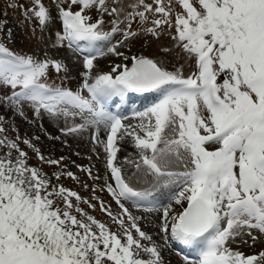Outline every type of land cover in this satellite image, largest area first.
Returning a JSON list of instances; mask_svg holds the SVG:
<instances>
[{"label":"snow or ice","instance_id":"1","mask_svg":"<svg viewBox=\"0 0 264 264\" xmlns=\"http://www.w3.org/2000/svg\"><path fill=\"white\" fill-rule=\"evenodd\" d=\"M8 9L48 40L43 53L13 50L0 18V264H171L165 253L177 247L193 253L182 264H264V0H8ZM141 36L169 37L165 55L133 52ZM49 47L69 50L75 75ZM108 57L118 62L101 67ZM17 117H47L60 135L41 129L66 146L88 133L103 173L71 161L93 183L82 181L38 135L21 137ZM125 141L134 152L120 157Z\"/></svg>","mask_w":264,"mask_h":264},{"label":"rangeland","instance_id":"2","mask_svg":"<svg viewBox=\"0 0 264 264\" xmlns=\"http://www.w3.org/2000/svg\"><path fill=\"white\" fill-rule=\"evenodd\" d=\"M8 0H0V18H6L9 21L8 26L12 28V40L11 42L7 43V46L13 50L16 51H34L37 47H39L41 53H43L45 49V43H47L48 40V34L44 33V39L38 40L37 37L41 36L39 28L36 29V36L34 37L32 35V31L29 28L27 22H22L23 18L20 16L19 11L17 10L15 14L11 9H8L7 17H4V10L5 5L7 4ZM44 2L47 4L50 2V0H44ZM53 14H55V11L53 9ZM33 24H35V21H33ZM135 27V25H133ZM3 34H0V39H2ZM133 52L137 53H143L144 55L148 56H163L165 53L161 50L162 46H169L170 45V38L167 36H162L159 40H156L155 38H152L150 36H141L138 37L133 42ZM49 53L53 56H56L57 58L63 57L68 61L69 67L72 69V74L75 75L76 73V66L71 62L69 59L71 56V53L68 49L62 48L57 52L56 49H53L49 47L47 49ZM121 51H124V49H121ZM175 52L169 54V59L173 58L175 56ZM117 61L118 58L116 57H108V58H98V62L100 63L101 67H105L108 62ZM50 76L52 78L56 77L55 70H52L50 73ZM57 83H59V80H56ZM69 86L75 87L76 86V80H70L66 81ZM139 102H145V101H139ZM117 104V103H116ZM115 107V104H113V108ZM29 120H31V114H29ZM29 120H24L23 118L17 117L15 120L16 126L19 129V134L21 137H23L25 134L29 136L38 135L40 137L39 141H34L37 143L39 147H41L42 151L45 152V154H51L55 157L64 156L65 163L68 164L69 168L75 172L78 176H80L82 181L87 182L89 185L93 183L92 180L88 179L87 173L81 172L79 169L75 167L71 163V161H75V164L83 165L85 167L90 166L91 164H95L96 168H98L103 173V165L97 161L95 154L92 151L93 145L88 139V133H85L80 138H72L68 137V145H63L59 140H49L48 137L45 135L44 130L41 129L40 124H43V129L47 130L48 133H51L52 135H60L58 131V127L56 124L52 123L47 117L43 119V121H38L35 124H32L29 122ZM64 121L61 119L60 124L63 125ZM10 135H15V133H10ZM128 146V147H127ZM21 147H25L24 145H21ZM125 151H121L118 155L120 157H124L125 155H128L129 153L134 152V148L131 144L127 143V141L124 142ZM27 150V149H26ZM29 153V156L32 157V159L29 160L30 164H36L37 161L34 157V154L31 152V150H27ZM76 153H79V155H76ZM89 157H91V160H89ZM46 171H51V169L48 166H45ZM129 173L132 171L131 169H128ZM146 180V183H141L139 185H136L137 187H147L148 184L151 183L152 178L147 177L143 178ZM61 182L66 185L69 188H72L80 193L81 196L85 197H91V189L84 190L81 185L76 184L74 181H72L70 178H62ZM97 183H102V181H97ZM133 183H135V177H133ZM96 195L99 196L104 201L111 204L113 210L117 208L114 201H112L111 197L106 191H96ZM96 203L95 201H93ZM82 207H86V205H82ZM89 211H92L91 209H88ZM93 214L101 220H107L108 218L106 215L99 211V208H97ZM143 215H146L150 218L155 217L156 213H142ZM141 224L143 226L144 222L141 221ZM151 231V229H148ZM235 247V245L233 246ZM261 247L260 244H257L255 246V250H259ZM181 247H177L174 250H167L165 253V259L167 261H171V264H182V256L183 255H193L192 252L189 250H183L179 251L178 249ZM241 251H244L246 253H250L253 251L252 248H249L247 246L241 245L240 246ZM179 253V254H178Z\"/></svg>","mask_w":264,"mask_h":264},{"label":"bare ground","instance_id":"3","mask_svg":"<svg viewBox=\"0 0 264 264\" xmlns=\"http://www.w3.org/2000/svg\"><path fill=\"white\" fill-rule=\"evenodd\" d=\"M138 102V101H137ZM128 147V146H127Z\"/></svg>","mask_w":264,"mask_h":264}]
</instances>
